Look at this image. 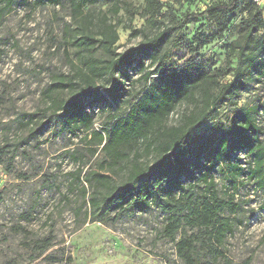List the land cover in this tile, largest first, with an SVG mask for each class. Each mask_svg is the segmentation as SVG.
Here are the masks:
<instances>
[{"label": "rangeland", "instance_id": "1", "mask_svg": "<svg viewBox=\"0 0 264 264\" xmlns=\"http://www.w3.org/2000/svg\"><path fill=\"white\" fill-rule=\"evenodd\" d=\"M7 1L0 0V9ZM71 1L38 6L36 0H14L0 16V264H184L175 248L180 237L173 242L165 236L167 214L159 206L142 212L106 204L92 214L88 202L97 189L84 179L107 157L89 143L91 137L85 140V134H72L63 112H47L45 91L60 79L74 76L75 65L80 66L78 52L69 43L79 31ZM119 1L121 10L116 16L108 0L85 4L84 13L95 19L105 15L116 25L117 52L126 53L140 49L164 27L182 23L187 15L203 13L216 0H161L171 9L167 12L164 7L167 13L160 22H148L142 16L144 0ZM249 3L264 9V0L241 2L239 10L229 16L231 28L223 39L205 46L198 55L187 45L181 46L173 52L172 68L181 69L190 59L209 71L235 68V53L229 46L242 41ZM204 25L203 18H197L186 26L183 35L189 43L198 33L215 32L212 26L203 29ZM161 55L155 54V62L138 56V63L121 71L126 99L143 89L145 73L160 71ZM102 56L101 51L95 52L96 58ZM261 61L263 68L250 71L253 79L239 107L264 105V57ZM231 79L228 75L226 81ZM126 108L120 110L113 104L102 111V105L91 106L94 130L102 131L110 115ZM183 110L170 118L169 126L178 124ZM258 119L264 122L262 112ZM214 125L215 121H207L193 135L212 133ZM128 170L127 164L111 169L112 181L121 184ZM215 179L222 189L225 179L220 173ZM235 200L239 215L232 233L218 245L219 257L206 254L209 246L201 247L196 240L205 264H264V191L254 182L240 185ZM189 233L195 231L189 229Z\"/></svg>", "mask_w": 264, "mask_h": 264}, {"label": "trees", "instance_id": "2", "mask_svg": "<svg viewBox=\"0 0 264 264\" xmlns=\"http://www.w3.org/2000/svg\"><path fill=\"white\" fill-rule=\"evenodd\" d=\"M96 1H71L79 31L69 43L78 52L80 66L75 65L74 76L60 79L45 91L47 112H63L65 126L72 134H85V140L91 137L89 143L107 157L84 179L92 188L96 186L99 195L89 199L92 214L106 204L142 212L157 205L167 214L165 236L173 242L180 237L175 245L178 257L184 264H205L196 240L201 247L209 246L206 254L219 257L218 245L232 233L239 215L240 206L235 203L239 186L254 182L264 191V122L258 119L260 112L264 115V105L238 106L253 79L250 71L263 68L264 9L256 3L246 5L249 13L242 21V41L236 47L229 46L235 53L236 67L228 72L206 70L196 59L181 69L172 68L173 52L187 45L193 55H198L205 46L223 39L231 28L229 16L247 0H216L203 13L187 15L182 23L164 27L140 49L126 53L117 52L116 25L105 15L95 19L84 13L85 4ZM108 1L112 3L111 13L118 15L121 2ZM13 2L7 1L0 16ZM60 3L36 0L38 6ZM144 3L142 16L148 22H160L158 19L171 9L161 0ZM197 18H203V29L212 26L215 32L198 33L189 43L183 31ZM96 51L103 56L96 58ZM160 53V71L145 73L143 89L126 99L128 92L119 79L121 71L138 63V56L155 62V54ZM228 75L231 81H226ZM95 104L102 105V111L113 104L120 110L124 105L127 108L110 115L102 131H95V115L88 111ZM182 107L178 124L169 126L170 118ZM210 120L215 121L212 133L193 135ZM121 164H127L129 170L120 184L112 181L109 171ZM216 173L225 179L222 189L218 188ZM188 226L195 233H189Z\"/></svg>", "mask_w": 264, "mask_h": 264}]
</instances>
